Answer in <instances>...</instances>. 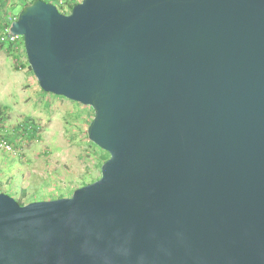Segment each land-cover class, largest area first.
Returning <instances> with one entry per match:
<instances>
[{
  "label": "water",
  "instance_id": "water-1",
  "mask_svg": "<svg viewBox=\"0 0 264 264\" xmlns=\"http://www.w3.org/2000/svg\"><path fill=\"white\" fill-rule=\"evenodd\" d=\"M8 29L44 91L94 109L109 158L71 196L0 191V264L72 249L20 225L74 207L131 230L147 264H264V0H34Z\"/></svg>",
  "mask_w": 264,
  "mask_h": 264
},
{
  "label": "rangeland",
  "instance_id": "rangeland-1",
  "mask_svg": "<svg viewBox=\"0 0 264 264\" xmlns=\"http://www.w3.org/2000/svg\"><path fill=\"white\" fill-rule=\"evenodd\" d=\"M18 1L3 7L9 17L24 7ZM21 41L17 60L0 47V106L5 110L0 121V191L28 203L71 196L101 176L100 157L105 150L87 132L94 109L45 92L26 66ZM26 118H33L40 127L32 139L20 128Z\"/></svg>",
  "mask_w": 264,
  "mask_h": 264
},
{
  "label": "clouds",
  "instance_id": "clouds-1",
  "mask_svg": "<svg viewBox=\"0 0 264 264\" xmlns=\"http://www.w3.org/2000/svg\"><path fill=\"white\" fill-rule=\"evenodd\" d=\"M58 227L71 237L74 247L55 253L51 264H147L131 230L121 229L115 222L97 221L76 207L59 217L56 224L41 213L34 214L20 225V235L51 247Z\"/></svg>",
  "mask_w": 264,
  "mask_h": 264
},
{
  "label": "trees",
  "instance_id": "trees-1",
  "mask_svg": "<svg viewBox=\"0 0 264 264\" xmlns=\"http://www.w3.org/2000/svg\"><path fill=\"white\" fill-rule=\"evenodd\" d=\"M11 0H0V47L1 48H6V50L8 52H10L17 60L18 58V54H19V44L18 41L16 42H10L8 43V45L6 46L5 41L1 40L2 36L6 33V29L9 27L11 21L13 19H15L17 17V15L13 14V17H9L7 14V12L5 10H3V7H6L8 2ZM50 1V0H47ZM81 1V0H80ZM18 2H20L23 6L29 4L30 2L28 0H19ZM79 2L78 0H70L69 3V8L71 9L72 6ZM64 13H68V11H64ZM21 44H23V39L21 37ZM30 69H32L29 65V62L27 60L26 63ZM23 65H20L19 67H22ZM46 92V91H45ZM50 93V92H49ZM5 113L4 107L0 106V121H3V114ZM20 128L22 129V132L24 135H26L29 139H32L34 137H36V135L39 132V125L35 122V120L33 118H26L23 123L20 124ZM109 158V153L107 151H104V153L102 154V156L100 157V159H102L101 163L105 162L107 159ZM98 178L94 179L93 181L97 180ZM24 194H26V192H24ZM21 204H26L28 202H24V201H20L18 200Z\"/></svg>",
  "mask_w": 264,
  "mask_h": 264
},
{
  "label": "built area",
  "instance_id": "built-area-1",
  "mask_svg": "<svg viewBox=\"0 0 264 264\" xmlns=\"http://www.w3.org/2000/svg\"><path fill=\"white\" fill-rule=\"evenodd\" d=\"M30 3L33 2L34 0H28ZM70 0H53V1H50V2H53L54 4L57 5V7L63 12V9L65 8L66 10L67 9H70L69 8V2ZM14 20V19H13ZM12 22V21H11ZM19 36H14L12 34H10L9 32V29L7 28L6 29V33L2 36L1 40L5 41L6 43H10L11 41L12 42H16L18 41L19 43Z\"/></svg>",
  "mask_w": 264,
  "mask_h": 264
},
{
  "label": "crops",
  "instance_id": "crops-1",
  "mask_svg": "<svg viewBox=\"0 0 264 264\" xmlns=\"http://www.w3.org/2000/svg\"><path fill=\"white\" fill-rule=\"evenodd\" d=\"M6 190H4V192H5ZM7 192V191H6Z\"/></svg>",
  "mask_w": 264,
  "mask_h": 264
}]
</instances>
